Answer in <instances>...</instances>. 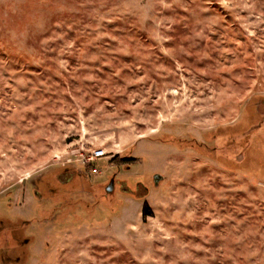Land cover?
<instances>
[{
	"label": "rangeland",
	"instance_id": "rangeland-1",
	"mask_svg": "<svg viewBox=\"0 0 264 264\" xmlns=\"http://www.w3.org/2000/svg\"><path fill=\"white\" fill-rule=\"evenodd\" d=\"M0 264H264V0H0Z\"/></svg>",
	"mask_w": 264,
	"mask_h": 264
},
{
	"label": "built area",
	"instance_id": "built-area-1",
	"mask_svg": "<svg viewBox=\"0 0 264 264\" xmlns=\"http://www.w3.org/2000/svg\"><path fill=\"white\" fill-rule=\"evenodd\" d=\"M108 157V152L104 148L94 150L91 156L87 159L88 162H95Z\"/></svg>",
	"mask_w": 264,
	"mask_h": 264
},
{
	"label": "trees",
	"instance_id": "trees-1",
	"mask_svg": "<svg viewBox=\"0 0 264 264\" xmlns=\"http://www.w3.org/2000/svg\"><path fill=\"white\" fill-rule=\"evenodd\" d=\"M87 167H88V169H90V171H93V169H94L95 166H94V164L90 163V164H88Z\"/></svg>",
	"mask_w": 264,
	"mask_h": 264
},
{
	"label": "water",
	"instance_id": "water-1",
	"mask_svg": "<svg viewBox=\"0 0 264 264\" xmlns=\"http://www.w3.org/2000/svg\"><path fill=\"white\" fill-rule=\"evenodd\" d=\"M113 188V182H111L110 186L108 187V190L111 191Z\"/></svg>",
	"mask_w": 264,
	"mask_h": 264
},
{
	"label": "flooded vegetation",
	"instance_id": "flooded-vegetation-1",
	"mask_svg": "<svg viewBox=\"0 0 264 264\" xmlns=\"http://www.w3.org/2000/svg\"><path fill=\"white\" fill-rule=\"evenodd\" d=\"M111 182H113V184H114V180H112Z\"/></svg>",
	"mask_w": 264,
	"mask_h": 264
}]
</instances>
